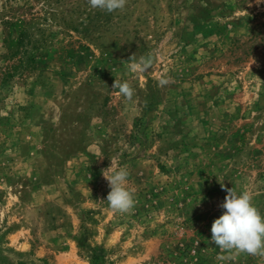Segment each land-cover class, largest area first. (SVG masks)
I'll return each mask as SVG.
<instances>
[{
  "label": "rangeland",
  "instance_id": "1",
  "mask_svg": "<svg viewBox=\"0 0 264 264\" xmlns=\"http://www.w3.org/2000/svg\"><path fill=\"white\" fill-rule=\"evenodd\" d=\"M111 160L130 213L106 201ZM221 183L264 216V0H0V264H264L217 259Z\"/></svg>",
  "mask_w": 264,
  "mask_h": 264
},
{
  "label": "clouds",
  "instance_id": "2",
  "mask_svg": "<svg viewBox=\"0 0 264 264\" xmlns=\"http://www.w3.org/2000/svg\"><path fill=\"white\" fill-rule=\"evenodd\" d=\"M92 9H100L108 13L123 10L127 0H87ZM130 71L143 74L151 69L153 59L147 57L136 58L133 54L128 59ZM255 61L253 60V63ZM170 78L158 80L159 86H165ZM112 88L119 89V95L131 101L135 90L127 82L115 79ZM103 178L107 181L110 191L106 201L114 213H130L134 210L137 200L135 191L128 187L129 171L127 166H118L111 160L109 167L101 169ZM227 195L219 205L223 212L211 226V243L220 250L219 261L234 262L241 254L264 257V216L253 204V195L245 190L240 194L233 188H225Z\"/></svg>",
  "mask_w": 264,
  "mask_h": 264
},
{
  "label": "trees",
  "instance_id": "3",
  "mask_svg": "<svg viewBox=\"0 0 264 264\" xmlns=\"http://www.w3.org/2000/svg\"><path fill=\"white\" fill-rule=\"evenodd\" d=\"M20 32L16 40V52L15 55L19 57H34L33 54L29 51L28 45L30 44V35L27 32V29L30 28L29 24L21 22L19 25ZM33 59H28L29 62H32ZM23 65L21 61L20 66Z\"/></svg>",
  "mask_w": 264,
  "mask_h": 264
}]
</instances>
